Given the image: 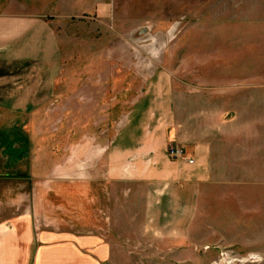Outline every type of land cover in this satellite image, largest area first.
I'll return each instance as SVG.
<instances>
[{"label": "rangeland", "instance_id": "rangeland-1", "mask_svg": "<svg viewBox=\"0 0 264 264\" xmlns=\"http://www.w3.org/2000/svg\"><path fill=\"white\" fill-rule=\"evenodd\" d=\"M0 60L28 109L27 168L0 178V264H264V0H0ZM169 100L235 145L188 218L151 152L114 157Z\"/></svg>", "mask_w": 264, "mask_h": 264}, {"label": "crops", "instance_id": "crops-1", "mask_svg": "<svg viewBox=\"0 0 264 264\" xmlns=\"http://www.w3.org/2000/svg\"><path fill=\"white\" fill-rule=\"evenodd\" d=\"M0 65H4L1 60ZM13 73H0V178L11 175L21 178L23 176L21 171L27 168L28 160L27 77L21 76L18 66L16 72L13 71ZM173 110L171 100L167 104L165 103L159 111L155 109L158 112L155 115V122L151 128L147 129L146 135L142 134L140 139L138 136L135 137L138 141L130 142L128 146L118 145L114 149L116 154L114 157L119 159V155L130 151H135L140 157L142 155L144 157L146 153L151 152L153 166L150 169L151 165L148 166L149 178L153 179V184L161 187L159 191L163 194L175 195L178 193L182 206L185 205L187 210L185 216L188 218L191 216L192 205H195V210L198 207V201L203 196L204 185L214 183L216 180L219 183L221 179L223 181L224 178H229L228 174L223 176L221 172L225 169L224 163H227L229 170L230 165L232 168L234 167L232 155L235 145L227 144L226 146L229 145L231 148L224 149V143L221 145L223 140L217 136L218 134L214 135V129L211 127L202 130H199L198 127L194 128L192 119L184 118L185 116L180 117L177 121L175 119L176 112L173 114ZM146 136L149 138L145 139ZM227 137L231 139L235 136L229 134ZM229 140L227 141L230 142ZM171 141L185 147L186 160L171 159L167 156L166 145ZM143 144L146 146L144 153L139 151ZM13 170L16 171L15 174L11 173ZM21 186L20 193L23 191L27 194L26 183L23 187ZM88 187L89 185L86 186L85 193H87ZM100 188L103 191L100 201H103L105 191L102 185ZM2 190L0 193H4ZM85 199L91 200V197H85ZM2 212L3 209H0V215H3ZM21 217L27 218L26 214ZM11 218L9 219L10 223L13 221Z\"/></svg>", "mask_w": 264, "mask_h": 264}, {"label": "built area", "instance_id": "built-area-1", "mask_svg": "<svg viewBox=\"0 0 264 264\" xmlns=\"http://www.w3.org/2000/svg\"><path fill=\"white\" fill-rule=\"evenodd\" d=\"M172 153H178V150H176L175 148H172Z\"/></svg>", "mask_w": 264, "mask_h": 264}]
</instances>
